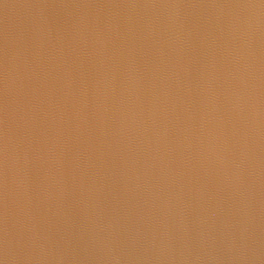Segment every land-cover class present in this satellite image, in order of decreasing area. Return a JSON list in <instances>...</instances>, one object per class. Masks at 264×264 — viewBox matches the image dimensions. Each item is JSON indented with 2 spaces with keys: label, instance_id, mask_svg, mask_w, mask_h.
I'll return each instance as SVG.
<instances>
[{
  "label": "water",
  "instance_id": "obj_1",
  "mask_svg": "<svg viewBox=\"0 0 264 264\" xmlns=\"http://www.w3.org/2000/svg\"><path fill=\"white\" fill-rule=\"evenodd\" d=\"M0 264H264V0H0Z\"/></svg>",
  "mask_w": 264,
  "mask_h": 264
}]
</instances>
